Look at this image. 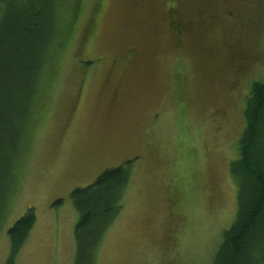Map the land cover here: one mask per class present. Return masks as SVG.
Returning <instances> with one entry per match:
<instances>
[{
    "label": "rangeland",
    "instance_id": "obj_1",
    "mask_svg": "<svg viewBox=\"0 0 264 264\" xmlns=\"http://www.w3.org/2000/svg\"><path fill=\"white\" fill-rule=\"evenodd\" d=\"M80 1L76 21L75 0L52 1L57 34L66 23L73 33L2 211L0 264L29 209L36 222L14 264H76L72 191L129 161L94 264H213L238 212L244 112L264 84V0Z\"/></svg>",
    "mask_w": 264,
    "mask_h": 264
},
{
    "label": "trees",
    "instance_id": "obj_2",
    "mask_svg": "<svg viewBox=\"0 0 264 264\" xmlns=\"http://www.w3.org/2000/svg\"><path fill=\"white\" fill-rule=\"evenodd\" d=\"M52 1L0 0V218L15 190L30 129L42 109L39 96L53 81L56 61L73 33L66 23L57 34ZM74 6L76 21L81 1L75 0ZM168 18L171 28L180 31L181 19L174 9ZM244 114L247 125L239 157L231 165L238 212L224 231L213 264H255L257 254H264V84H253ZM132 163L106 170L93 184L72 191L70 198L80 215L75 228L76 264H94L103 236L121 210ZM35 222V211L29 209L8 230L11 251L7 264L15 263Z\"/></svg>",
    "mask_w": 264,
    "mask_h": 264
},
{
    "label": "flooded vegetation",
    "instance_id": "obj_3",
    "mask_svg": "<svg viewBox=\"0 0 264 264\" xmlns=\"http://www.w3.org/2000/svg\"><path fill=\"white\" fill-rule=\"evenodd\" d=\"M132 55L135 56V55H137V54H136V52H131V56H132Z\"/></svg>",
    "mask_w": 264,
    "mask_h": 264
}]
</instances>
